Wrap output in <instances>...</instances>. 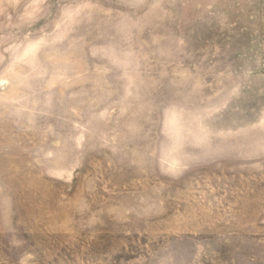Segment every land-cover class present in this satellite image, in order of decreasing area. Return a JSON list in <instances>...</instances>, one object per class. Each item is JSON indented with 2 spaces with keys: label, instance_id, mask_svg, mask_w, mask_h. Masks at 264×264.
<instances>
[{
  "label": "rangeland",
  "instance_id": "obj_1",
  "mask_svg": "<svg viewBox=\"0 0 264 264\" xmlns=\"http://www.w3.org/2000/svg\"><path fill=\"white\" fill-rule=\"evenodd\" d=\"M0 264H264V0H0Z\"/></svg>",
  "mask_w": 264,
  "mask_h": 264
}]
</instances>
